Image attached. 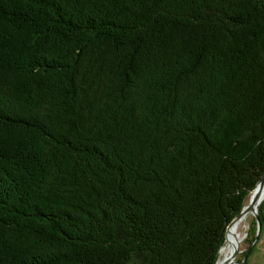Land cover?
I'll list each match as a JSON object with an SVG mask.
<instances>
[{"label":"trees","instance_id":"1","mask_svg":"<svg viewBox=\"0 0 264 264\" xmlns=\"http://www.w3.org/2000/svg\"><path fill=\"white\" fill-rule=\"evenodd\" d=\"M263 174L264 0H0V264H216Z\"/></svg>","mask_w":264,"mask_h":264},{"label":"water","instance_id":"2","mask_svg":"<svg viewBox=\"0 0 264 264\" xmlns=\"http://www.w3.org/2000/svg\"><path fill=\"white\" fill-rule=\"evenodd\" d=\"M263 201H264V174H263L262 178L260 179V181L255 186V188L252 190L251 195L249 197L248 204L242 209L240 214L231 221V223L228 225V227L226 229V234H227L230 226L236 224V222H238V221L246 219L248 216H252L255 223H256L255 237L250 242V244L248 245L246 252L243 256V259L241 261L236 260V257L242 253V251H240V249H239V244H236L232 254L230 255L228 264H244L251 248L257 242L259 233L261 231V223H260L259 218H258V206ZM226 234H225V240H226ZM218 256H219V254H218ZM216 264H217V262H216Z\"/></svg>","mask_w":264,"mask_h":264},{"label":"bare ground","instance_id":"3","mask_svg":"<svg viewBox=\"0 0 264 264\" xmlns=\"http://www.w3.org/2000/svg\"><path fill=\"white\" fill-rule=\"evenodd\" d=\"M246 221L243 219L241 221L236 222V224L230 226L227 234L226 240L223 247L220 249L219 255L220 260H218L217 264H228L230 255L232 254L234 247L236 245L238 229L239 227ZM240 248V247H239Z\"/></svg>","mask_w":264,"mask_h":264},{"label":"rangeland","instance_id":"4","mask_svg":"<svg viewBox=\"0 0 264 264\" xmlns=\"http://www.w3.org/2000/svg\"><path fill=\"white\" fill-rule=\"evenodd\" d=\"M253 226H254V219L252 216H248L246 221L238 229V233H237L238 235H236L237 236L236 244H239V247H240L239 249L240 251H242V253L248 247L247 240L248 238H250V235L253 230ZM242 253L236 257L237 261L242 260ZM218 260H220V255L218 256L217 262Z\"/></svg>","mask_w":264,"mask_h":264},{"label":"crops","instance_id":"5","mask_svg":"<svg viewBox=\"0 0 264 264\" xmlns=\"http://www.w3.org/2000/svg\"><path fill=\"white\" fill-rule=\"evenodd\" d=\"M245 262L246 264H264V222L262 223L260 236L251 248Z\"/></svg>","mask_w":264,"mask_h":264}]
</instances>
